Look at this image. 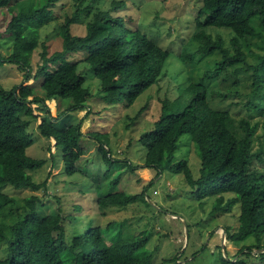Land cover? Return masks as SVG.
<instances>
[{"label":"trees","instance_id":"1","mask_svg":"<svg viewBox=\"0 0 264 264\" xmlns=\"http://www.w3.org/2000/svg\"><path fill=\"white\" fill-rule=\"evenodd\" d=\"M66 1L0 0V45L10 47L8 56H0V66L15 64L24 72L18 84H0V214L5 218L0 223V247L4 248L0 264H153L146 248L147 234H121L107 244L103 230L96 226L68 239L60 208L42 214L44 205L39 195L28 196L18 205L2 191L5 187L17 191L48 189V179L36 183L31 176L45 163L26 153L33 143L29 133L32 122L51 142L49 150L61 148L65 174H81L76 167L84 153L80 127L90 114V99L94 95L110 105L130 106L151 86L160 85L165 78L179 80L184 75L181 67L179 76H168L166 64L170 53L133 28L131 18L124 13L128 8L125 0H110L107 7H97L95 12L93 6L103 4V0H89L83 7L86 0H71L77 2L74 11L64 8ZM83 12L91 17L79 23ZM51 23L56 25L61 46L49 53L47 43L40 40V30ZM195 24L201 29L194 36L197 47L187 55L189 61L218 52L219 61L201 79H221L224 83L233 74L230 85L235 88L250 82L251 91L244 104L248 114L235 117L213 108L206 85L172 80L175 89L166 88L159 99L157 118L139 138L145 151L142 168L155 171V178L165 171L182 175L183 182L199 200L215 197V213L229 214L236 209L238 226L233 232L226 227L225 238L233 244H244L232 256L225 250L219 262L248 264L250 260L264 258V252L253 254V250L264 249V171L254 166V161L264 163V140L253 150L256 125L250 118L252 112L264 111V48L258 47L264 41V0H202ZM204 27L228 32V46L224 37L213 36ZM37 48L40 62L33 70L31 58ZM78 53L97 83L95 94L79 72L78 61L72 59ZM30 79L41 80L40 94L28 83ZM211 93L213 98L228 96L219 91ZM51 99L69 104L55 116L49 114L48 107V117L35 113V104L46 107L45 102ZM82 110L83 117L67 128L60 126L61 116ZM182 136H189L196 148L200 165L197 177L187 161H175ZM89 137L97 142V150L109 167L125 161L131 172L138 168L126 159L113 158L105 133L93 132ZM153 179L139 194L118 191L97 196L99 215L110 208L145 201V197L149 200L146 193L154 186ZM7 205L14 210L5 213ZM247 241L250 244H245ZM178 260L174 257L172 261L180 264Z\"/></svg>","mask_w":264,"mask_h":264},{"label":"rangeland","instance_id":"2","mask_svg":"<svg viewBox=\"0 0 264 264\" xmlns=\"http://www.w3.org/2000/svg\"><path fill=\"white\" fill-rule=\"evenodd\" d=\"M125 1L128 3V8L124 13L131 18L133 28L138 29L162 50L170 53L166 64L168 76H179L178 69L184 68L181 79L175 80L170 77L172 80L177 83L189 80L206 85L210 93L208 101L213 108L228 111L235 117L248 114L244 104L247 94L251 91L250 82L235 88L230 85L234 78L233 74L228 75L229 80L227 79L224 83L221 79L214 81L201 79L203 73L213 69L219 61L221 55L218 52L202 58L195 56L194 61L188 59L187 55L194 53L197 47L194 36L201 27H196L195 19L202 0ZM88 2L89 0L84 1L82 7ZM109 2L110 0H103V4L94 5L92 11L95 12L97 7H107ZM76 3L67 0L64 8H71L74 11ZM90 17L91 14L83 12L78 22H86ZM2 27L3 25L0 24V28ZM203 29L213 36L224 37L228 46V32L209 27ZM40 40L47 43L49 53L60 49L61 41L57 35L55 23L40 30ZM258 47L264 48V41L261 40ZM39 51L40 48H37L31 58L33 70L40 62ZM254 51L258 50L254 48ZM229 52L232 54L231 47ZM9 54L10 47L0 45V56L6 57ZM81 58L83 56L79 53L72 57L73 61H78L79 72L85 77L95 94L97 83L90 77L87 65ZM23 75L24 72L15 64L0 66V84L4 87L18 84L23 80ZM172 80L165 78L160 85L151 86L130 106L110 105L95 95L90 99L92 104L90 114L80 127L81 133L84 134L80 140L84 153L76 162V167L82 172L81 174L76 173L72 176L65 174L61 148L51 147L49 150L51 142L39 133L36 122H32L29 133L33 143L26 153L32 158L44 160L45 163L42 168L32 171L31 176L36 183L48 179V189L46 192L17 191L11 187H5L2 191L13 197L15 204L18 205H21L23 199L28 196L39 195L44 205L42 214L56 212L60 208L68 239L82 234L88 227L96 226L103 230L107 244L115 241L121 234L128 237L147 234L149 239L146 248L152 256L153 264H175L172 261L174 257L180 259L176 261L180 264L185 262L187 264H220L219 256L222 254L224 257L225 250L231 256L236 254L244 243L233 244L225 238L226 227L233 232L238 226L237 217L234 215L237 212L236 209L229 214L215 213L212 208L215 197L199 200L183 182L182 175L165 171L155 178V171L142 168L145 151L139 138L157 118L160 111L159 99L162 98L166 88L170 91L175 89ZM28 83L33 86L37 94L41 93L39 88L41 80L30 79ZM213 91L228 93V96L213 98L211 93ZM256 101L263 104L261 99L256 98ZM45 103L46 107L38 103L34 105V109L35 113L48 117L47 107L49 114L55 116L67 108L69 101L58 103L51 99ZM84 113V110L66 113L58 120L60 126L63 129L67 128L76 119L83 117ZM250 118L251 123L256 125L252 143L255 150L264 140V111H254ZM93 132L108 135L113 158L121 161L126 159L132 166H138V168L131 172L125 161L118 164L112 163L109 167L97 150V142L89 137V134ZM180 160L187 161L193 176H198L199 160L189 136H182L180 139L175 161ZM254 166L264 171V163L254 161ZM152 179L154 186L146 193L150 201L145 197V201H139L125 208H110L103 213L104 215H99L97 196L118 191L130 195L139 194ZM9 210L14 208L7 205L4 211L7 213ZM4 219L0 214V223ZM250 242L247 241L245 244ZM3 251L4 248L0 247V259L4 255ZM262 252L264 249L253 250L254 256ZM248 264H264V258L250 260Z\"/></svg>","mask_w":264,"mask_h":264},{"label":"water","instance_id":"3","mask_svg":"<svg viewBox=\"0 0 264 264\" xmlns=\"http://www.w3.org/2000/svg\"><path fill=\"white\" fill-rule=\"evenodd\" d=\"M222 249H223V246H222Z\"/></svg>","mask_w":264,"mask_h":264},{"label":"crops","instance_id":"4","mask_svg":"<svg viewBox=\"0 0 264 264\" xmlns=\"http://www.w3.org/2000/svg\"><path fill=\"white\" fill-rule=\"evenodd\" d=\"M146 171V170H145Z\"/></svg>","mask_w":264,"mask_h":264}]
</instances>
